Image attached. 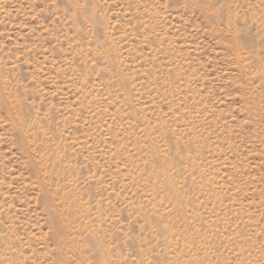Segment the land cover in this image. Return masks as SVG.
Returning <instances> with one entry per match:
<instances>
[{"label": "rangeland", "instance_id": "1", "mask_svg": "<svg viewBox=\"0 0 264 264\" xmlns=\"http://www.w3.org/2000/svg\"><path fill=\"white\" fill-rule=\"evenodd\" d=\"M0 264H264V0H0Z\"/></svg>", "mask_w": 264, "mask_h": 264}]
</instances>
